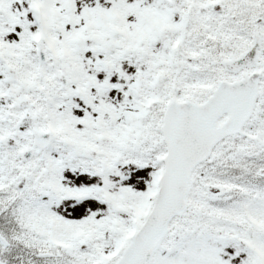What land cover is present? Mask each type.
<instances>
[{
  "label": "snow or ice",
  "instance_id": "snow-or-ice-1",
  "mask_svg": "<svg viewBox=\"0 0 264 264\" xmlns=\"http://www.w3.org/2000/svg\"><path fill=\"white\" fill-rule=\"evenodd\" d=\"M0 264H264V0H0Z\"/></svg>",
  "mask_w": 264,
  "mask_h": 264
}]
</instances>
